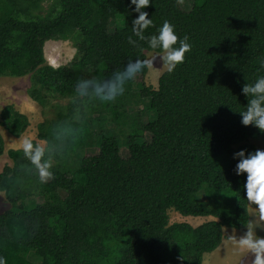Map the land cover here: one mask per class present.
I'll return each instance as SVG.
<instances>
[{"label":"trees","instance_id":"16d2710c","mask_svg":"<svg viewBox=\"0 0 264 264\" xmlns=\"http://www.w3.org/2000/svg\"><path fill=\"white\" fill-rule=\"evenodd\" d=\"M41 3L0 0V77L29 75V96L43 108L49 98L69 103L36 126L51 160L50 179H39L22 149L7 151L12 165L0 172V192L10 208L0 214V264H35L30 255L38 264H202L221 245L223 228L241 230L249 221L246 174H235L240 158L233 154L257 150L250 140L264 150V132L242 125L239 114L249 99L242 86L264 75V0H192L188 10L179 0H150L145 37L168 21L178 40L188 37L190 50L156 88L141 82L112 102L77 97L75 87L145 61V51L163 53L132 34L134 6L59 0L41 16ZM48 41L71 42L72 59L48 65ZM133 96L147 105L130 117L125 103ZM142 111L154 118L139 122ZM104 121L128 126L126 157ZM28 126L13 106L0 111V128L11 136L19 138ZM87 146L97 152L83 155ZM170 210L213 219L196 227L169 224Z\"/></svg>","mask_w":264,"mask_h":264},{"label":"clouds","instance_id":"9594fccd","mask_svg":"<svg viewBox=\"0 0 264 264\" xmlns=\"http://www.w3.org/2000/svg\"><path fill=\"white\" fill-rule=\"evenodd\" d=\"M128 4L134 6L132 11L137 13L131 22L132 34L138 40H146L150 49L161 50L164 70L168 73L173 72L177 65L183 63L184 54L190 50L188 37L185 36L178 40L173 26L168 21L163 22L157 34L145 37L144 30L152 25V21L143 9L149 6L150 0H128ZM128 42L132 45L136 44L131 36ZM146 67V61L137 59L127 63L122 70L115 72L107 80H78L75 87L76 96L95 98L100 102H112L123 94L126 82L133 80ZM241 92L249 97L246 108L239 112L241 124L252 125L264 132V75L257 77L251 84H244ZM22 151L34 166L41 181L51 178V160L47 156L46 147L34 145L31 140L25 139ZM233 157L240 158L235 166V174L237 176L242 173L246 174L244 198L258 210V216L253 220L264 221V150L257 149L245 155V151L241 149L234 153ZM253 220H249L242 236L231 237V239L237 253L246 251L248 256H251L250 264H264V237L256 235L254 229L259 227L260 223H254Z\"/></svg>","mask_w":264,"mask_h":264},{"label":"rangeland","instance_id":"374dc122","mask_svg":"<svg viewBox=\"0 0 264 264\" xmlns=\"http://www.w3.org/2000/svg\"><path fill=\"white\" fill-rule=\"evenodd\" d=\"M58 1L59 0H42L40 15L44 16L45 14H47L49 8L55 6ZM191 2L192 0H179V4L183 10H188L191 6ZM113 27L114 23H111L109 28L112 29ZM43 51L46 63L54 68L67 64L72 59L75 53V49L73 48L72 43L69 41H48L44 45ZM144 55L148 69L147 73L142 79L136 75V77L131 80V82H126L124 91L127 90L130 94H132V91H137L139 89L141 82L144 83L145 86L156 88L158 78L165 71L161 60L163 53L145 51ZM32 88L33 80L29 75L22 78L0 77V111L4 107L11 105L14 107L15 110H17L21 114H24L29 121V126L26 131L22 134V137L17 140H13L14 142H18L17 145H10L8 141L10 139H15V137L11 136L3 127L0 128V134L4 140V143L6 142V144H4L5 151L3 155L0 156V172L5 165H12V161L7 157V150L21 149L23 141L25 139L35 141L37 145L45 147V143L43 141H39L36 139L37 124L45 120L53 119L56 115V112L65 108L69 103L68 98H49L47 100V106L43 108L30 98L29 93ZM124 95L130 96L129 94ZM126 104H129L127 107L128 110H126L127 113L130 117H133L137 111L141 110L142 106L144 107L147 105V102L145 100H137V98L133 96L129 99L127 103H125V105ZM142 112L143 113L141 115L138 112L139 122L147 123L149 119L154 118L153 112ZM103 123L106 128L111 129L112 132L117 134L119 138L121 156L126 157L127 150L124 135L127 134V131L129 130L128 126L117 128L116 124H113L110 121H104ZM145 138L148 139L149 137L146 135ZM94 141L95 138H93L92 142L94 143ZM247 143L256 146V148L260 150H262L263 148L262 142L259 140H250ZM96 152L97 150L96 148H94V146H87L83 149L82 154L87 156L92 155ZM200 195L202 199L205 200L203 194ZM37 200L38 199H36V201ZM39 201H41V199ZM9 208L10 205L5 201L4 194L0 192V214ZM248 213L249 220H253L255 219V217L258 216L257 208L252 206L251 204L248 205ZM168 217L169 224L187 223L192 227H196L202 224L204 221L213 219L212 217H184L173 210H170L168 212ZM253 222L260 223V226L254 229L256 235L259 237H264V221L259 222L257 220H253ZM245 231L246 227L241 230L225 228V241L223 242V245L213 253V257L211 256L213 263H211L210 259H206L205 262H202V264H250L251 256H248V253L246 251L237 253L235 251V246L231 239V237L238 238L239 236H242ZM28 259L35 264L40 263V259L32 255H30Z\"/></svg>","mask_w":264,"mask_h":264},{"label":"crops","instance_id":"0c3cea01","mask_svg":"<svg viewBox=\"0 0 264 264\" xmlns=\"http://www.w3.org/2000/svg\"><path fill=\"white\" fill-rule=\"evenodd\" d=\"M38 125V124H37ZM22 137V135L19 137V138H21ZM19 138H15V139H10L9 141H8V143H10V145H17L18 144V142H14L13 140H17V139H19ZM4 144H6V142L4 143ZM21 149H22V147H21ZM10 150V149H9ZM5 151V150H4ZM8 151V150H7ZM228 229V228H227ZM224 230H225V228H223V239H222V243H221V245L218 247V248H220L222 245H223V242L225 241V238H224ZM227 231V230H226ZM218 248L216 249V250H218ZM215 250V251H216ZM214 251V252H215ZM214 252H212V253H210V254H205L204 255V257H203V261L202 262H205V260L206 259H210L211 260V263H213V261H212V259H211V256L213 255V253ZM213 257V256H212ZM214 260V259H213Z\"/></svg>","mask_w":264,"mask_h":264}]
</instances>
